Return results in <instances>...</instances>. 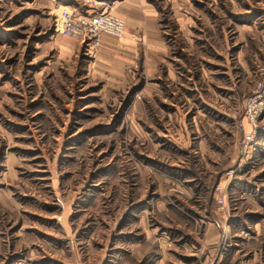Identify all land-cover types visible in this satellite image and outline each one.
I'll list each match as a JSON object with an SVG mask.
<instances>
[{"label": "rangeland", "instance_id": "obj_1", "mask_svg": "<svg viewBox=\"0 0 264 264\" xmlns=\"http://www.w3.org/2000/svg\"><path fill=\"white\" fill-rule=\"evenodd\" d=\"M112 1L0 0V264H264V0H155L161 55L55 31Z\"/></svg>", "mask_w": 264, "mask_h": 264}, {"label": "crops", "instance_id": "obj_2", "mask_svg": "<svg viewBox=\"0 0 264 264\" xmlns=\"http://www.w3.org/2000/svg\"><path fill=\"white\" fill-rule=\"evenodd\" d=\"M154 1L155 0L112 1V14L124 21L123 39L117 43V46L123 49V51L124 48L133 53L136 51V47L131 41L132 35L136 33L144 35V39L147 40V43L151 46V51H153L155 55H161L165 51V46L162 44L158 32L160 17ZM160 4L172 12V17L175 19L180 29L191 19L190 11L192 10V5L189 0H160ZM111 45H115V39L110 36H104L102 38L100 55L107 57L108 54L106 50ZM100 60L102 61L101 57ZM123 60L124 59H121V62H123Z\"/></svg>", "mask_w": 264, "mask_h": 264}, {"label": "built area", "instance_id": "obj_3", "mask_svg": "<svg viewBox=\"0 0 264 264\" xmlns=\"http://www.w3.org/2000/svg\"><path fill=\"white\" fill-rule=\"evenodd\" d=\"M93 7L97 10L96 12L90 9L85 14H75L66 8L60 9L55 19V31L64 38L93 40L96 45L103 35L122 38L124 21L110 12H104L103 3H94ZM256 104L257 98L255 97L250 101L248 108V117L251 121L257 118L260 110Z\"/></svg>", "mask_w": 264, "mask_h": 264}]
</instances>
